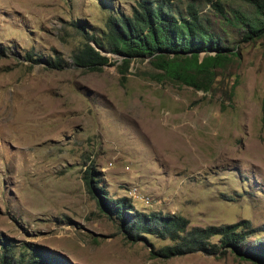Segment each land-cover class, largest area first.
<instances>
[{"label":"rangeland","instance_id":"374dc122","mask_svg":"<svg viewBox=\"0 0 264 264\" xmlns=\"http://www.w3.org/2000/svg\"><path fill=\"white\" fill-rule=\"evenodd\" d=\"M174 1L185 8L192 0ZM194 1L231 55L198 87L151 57L125 61L102 50L110 58L100 70L75 64L83 33L102 34L110 15L131 13L138 0H0V264L9 248L68 264H256L264 252V35L248 38L235 18L236 9L253 10L243 0ZM59 58L62 67L50 63ZM91 166L99 190L84 177ZM103 192L130 198L139 212L183 216L190 227L249 226L247 256L220 235L210 239L221 245L215 254L158 256L177 242L131 241L100 205Z\"/></svg>","mask_w":264,"mask_h":264},{"label":"trees","instance_id":"16d2710c","mask_svg":"<svg viewBox=\"0 0 264 264\" xmlns=\"http://www.w3.org/2000/svg\"><path fill=\"white\" fill-rule=\"evenodd\" d=\"M243 1L246 2V7L253 10L236 9L235 18L246 28L248 38L262 37L264 0ZM212 4L220 14L225 13L222 2ZM83 34L85 42L73 54V60L77 66L92 71L100 70L109 62L110 57L102 53L105 50L121 55L125 61L136 57H151L156 66L172 78L198 87L201 76L213 81L214 68L231 57L227 52L228 48L222 45L221 38L212 31L210 19L201 13L199 4L194 0L188 2L185 8H181L174 0H138L131 13L110 15L102 34ZM202 52L207 54L201 60ZM209 52L213 54H208ZM171 54L184 57L183 62L164 58ZM50 63L62 67L60 58ZM96 173L94 166H91L84 176L92 190L94 187L99 190L100 181L94 179ZM103 193L100 205L110 217L121 221V230L131 241H137L145 234H153L177 242L176 245H168L159 250L158 256L169 258L194 251L215 254L221 246L211 242L210 239L215 235L221 236L223 246H230L241 257L247 256L241 244L251 233L249 229H253L248 228L249 226L245 227L247 230L240 229L238 223L206 228L190 227V221L183 216L139 212L130 198H109L106 192ZM7 250L2 264H68L65 260L40 250L31 256H16L10 248V251ZM253 257L256 264H264L263 251Z\"/></svg>","mask_w":264,"mask_h":264},{"label":"water","instance_id":"95a60500","mask_svg":"<svg viewBox=\"0 0 264 264\" xmlns=\"http://www.w3.org/2000/svg\"><path fill=\"white\" fill-rule=\"evenodd\" d=\"M96 46V45H95ZM96 48H98L97 46H96ZM99 49V48H98ZM104 52V51H103Z\"/></svg>","mask_w":264,"mask_h":264}]
</instances>
